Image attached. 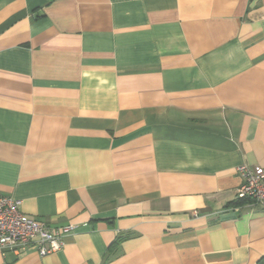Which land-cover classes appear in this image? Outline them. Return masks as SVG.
I'll use <instances>...</instances> for the list:
<instances>
[{
    "label": "crops",
    "instance_id": "obj_1",
    "mask_svg": "<svg viewBox=\"0 0 264 264\" xmlns=\"http://www.w3.org/2000/svg\"><path fill=\"white\" fill-rule=\"evenodd\" d=\"M264 0H0V196L73 226L0 264H256Z\"/></svg>",
    "mask_w": 264,
    "mask_h": 264
},
{
    "label": "built area",
    "instance_id": "obj_2",
    "mask_svg": "<svg viewBox=\"0 0 264 264\" xmlns=\"http://www.w3.org/2000/svg\"><path fill=\"white\" fill-rule=\"evenodd\" d=\"M237 171L242 184L236 190L235 199L249 200L264 210V170L241 165ZM72 229L71 225L56 228L45 221L29 218L19 210L17 200L0 196V251L33 249L39 256L55 253L62 248L64 236Z\"/></svg>",
    "mask_w": 264,
    "mask_h": 264
},
{
    "label": "trees",
    "instance_id": "obj_3",
    "mask_svg": "<svg viewBox=\"0 0 264 264\" xmlns=\"http://www.w3.org/2000/svg\"><path fill=\"white\" fill-rule=\"evenodd\" d=\"M246 202H249V200H236L235 203H236L237 205H242V204H244V203H246ZM256 264H264V257L260 258V259L257 261Z\"/></svg>",
    "mask_w": 264,
    "mask_h": 264
}]
</instances>
